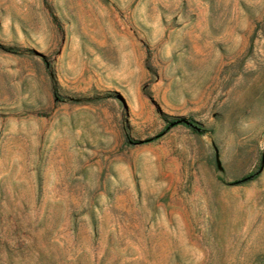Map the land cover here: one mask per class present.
<instances>
[{
	"label": "rangeland",
	"instance_id": "obj_1",
	"mask_svg": "<svg viewBox=\"0 0 264 264\" xmlns=\"http://www.w3.org/2000/svg\"><path fill=\"white\" fill-rule=\"evenodd\" d=\"M0 264H264V0H0Z\"/></svg>",
	"mask_w": 264,
	"mask_h": 264
},
{
	"label": "trees",
	"instance_id": "obj_2",
	"mask_svg": "<svg viewBox=\"0 0 264 264\" xmlns=\"http://www.w3.org/2000/svg\"><path fill=\"white\" fill-rule=\"evenodd\" d=\"M177 124H185V125L189 126L190 128L196 129V127H194V125L192 123H190L186 120H183V121L182 120H174L170 123V125H172V126L177 125ZM248 178H250V177H247V178L243 179L242 181H244Z\"/></svg>",
	"mask_w": 264,
	"mask_h": 264
},
{
	"label": "water",
	"instance_id": "obj_3",
	"mask_svg": "<svg viewBox=\"0 0 264 264\" xmlns=\"http://www.w3.org/2000/svg\"><path fill=\"white\" fill-rule=\"evenodd\" d=\"M183 121V120H182ZM170 126H172V125H170Z\"/></svg>",
	"mask_w": 264,
	"mask_h": 264
}]
</instances>
